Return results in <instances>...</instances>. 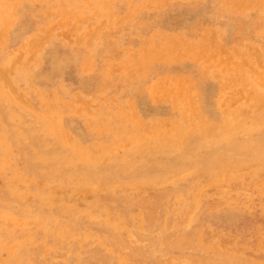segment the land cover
Wrapping results in <instances>:
<instances>
[{"label":"rangeland","instance_id":"374dc122","mask_svg":"<svg viewBox=\"0 0 264 264\" xmlns=\"http://www.w3.org/2000/svg\"><path fill=\"white\" fill-rule=\"evenodd\" d=\"M0 264H264V0H0Z\"/></svg>","mask_w":264,"mask_h":264}]
</instances>
